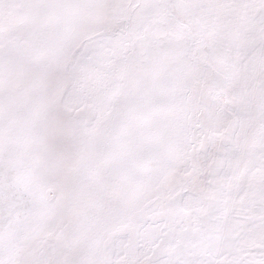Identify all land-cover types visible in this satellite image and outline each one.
Listing matches in <instances>:
<instances>
[{
  "label": "snow or ice",
  "instance_id": "snow-or-ice-1",
  "mask_svg": "<svg viewBox=\"0 0 264 264\" xmlns=\"http://www.w3.org/2000/svg\"><path fill=\"white\" fill-rule=\"evenodd\" d=\"M0 264H264V0H0Z\"/></svg>",
  "mask_w": 264,
  "mask_h": 264
}]
</instances>
